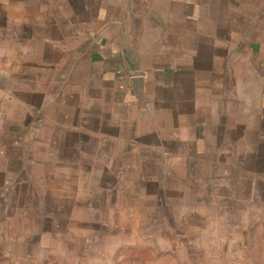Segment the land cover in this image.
I'll list each match as a JSON object with an SVG mask.
<instances>
[{"label":"crops","instance_id":"crops-1","mask_svg":"<svg viewBox=\"0 0 264 264\" xmlns=\"http://www.w3.org/2000/svg\"><path fill=\"white\" fill-rule=\"evenodd\" d=\"M6 160L12 186H59L61 216L128 193L170 217L173 184L220 218L251 216L264 201V0H0Z\"/></svg>","mask_w":264,"mask_h":264},{"label":"rangeland","instance_id":"rangeland-1","mask_svg":"<svg viewBox=\"0 0 264 264\" xmlns=\"http://www.w3.org/2000/svg\"><path fill=\"white\" fill-rule=\"evenodd\" d=\"M9 107L3 105L5 114ZM6 164H0V264H264V201L251 204V216L220 218L203 209L197 187L173 184L170 217L151 216L154 202L128 193L111 205L100 200L105 208L98 215L66 217L57 207L65 201L53 191L59 186H12ZM230 221L256 228L228 232Z\"/></svg>","mask_w":264,"mask_h":264},{"label":"water","instance_id":"water-1","mask_svg":"<svg viewBox=\"0 0 264 264\" xmlns=\"http://www.w3.org/2000/svg\"><path fill=\"white\" fill-rule=\"evenodd\" d=\"M135 82H137V81L135 80Z\"/></svg>","mask_w":264,"mask_h":264}]
</instances>
